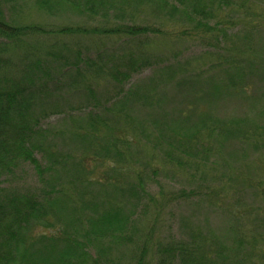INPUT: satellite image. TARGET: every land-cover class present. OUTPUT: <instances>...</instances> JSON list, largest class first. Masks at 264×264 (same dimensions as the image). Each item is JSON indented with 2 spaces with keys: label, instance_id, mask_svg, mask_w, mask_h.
<instances>
[{
  "label": "trees",
  "instance_id": "1",
  "mask_svg": "<svg viewBox=\"0 0 264 264\" xmlns=\"http://www.w3.org/2000/svg\"><path fill=\"white\" fill-rule=\"evenodd\" d=\"M35 12L50 18L31 20ZM68 12L98 24L51 20ZM226 15L232 16V26ZM239 26L264 32V0H0V264H112L108 250L133 240L128 225L138 217L136 209L151 210L146 203L151 198L148 176L155 181L160 172L154 161L171 158L191 180L202 166L214 167L217 153L210 144L217 125L205 123L202 130L186 132L169 114L140 120L134 112L153 108V94L139 85L127 86L146 67L154 68V90L175 81L184 84L178 80L181 67L170 65L181 64L184 53L165 59L149 51L155 43L183 42L192 34L198 39L212 32L218 51L210 66L228 64L229 48L243 39L249 48L250 33L244 31L249 36L243 39L229 33ZM234 58L232 63L240 64ZM214 85L211 92L221 93ZM74 98L78 102L65 110ZM83 110H89L84 117L79 115ZM53 115L63 116V128L80 144L79 150L60 144L58 131L45 123ZM202 117L203 122L210 114ZM220 130L228 128L224 124ZM139 145L150 158H134ZM26 165L41 188L2 187L11 185L9 180ZM228 179L259 188L257 202L264 198V179L248 176L246 168ZM223 189L201 203L226 210L237 222L245 212L253 214L252 206L231 205L238 191ZM129 195L131 210L123 204ZM195 195L183 188L171 201L192 203ZM163 196L159 192L158 200L154 197V210L163 209ZM244 241L233 243L229 252L215 234L172 237L167 245H158L155 264H237L242 253L239 259L233 256ZM256 241L264 244V238ZM255 250L263 247L257 244ZM137 253L133 264H150L146 246Z\"/></svg>",
  "mask_w": 264,
  "mask_h": 264
},
{
  "label": "rangeland",
  "instance_id": "2",
  "mask_svg": "<svg viewBox=\"0 0 264 264\" xmlns=\"http://www.w3.org/2000/svg\"><path fill=\"white\" fill-rule=\"evenodd\" d=\"M48 18L50 17L35 12L31 20ZM232 19L230 15L225 16L226 23L230 26L234 24ZM51 20L58 24L71 22L81 26L98 24L96 20V22H88L85 18L69 12L61 13L59 18ZM244 31L251 34L249 48L242 45L243 37L249 36ZM229 33L238 34L237 37L240 36L243 40L240 44L229 48L231 50L227 55L228 64L210 66L217 60L218 51V43L212 37V32L202 34L198 39L195 34H192L187 36L184 43L174 39L167 40L164 44H161L162 42L153 44L149 51L154 58L165 59L172 58L176 53H184L181 64H170L181 67L182 74L178 72V80L184 79V84H178L175 81L173 84L156 87L154 90L150 83L155 72L154 68L150 67L142 69L130 79L127 87L139 85L138 89H147L153 94L151 100L153 108L142 106V109H136L134 113H137L138 119L147 120L169 114L172 123L176 124L179 130H186V132L202 130L205 123L217 125L219 130L216 132L213 144L211 142L210 145L218 155L215 154L214 157L215 166L211 168L202 166L194 180L186 178V174L181 175L180 171L178 172V165L171 163L169 157L164 156L167 161L153 162L154 167L158 166L156 168H159L160 172L155 176V181L148 176V180H152L148 183L151 198L146 203L151 210L141 212L140 207L136 209L138 217H134L132 221H135L128 225L129 234L133 235V240L125 244H116L113 249L108 250L112 264H133L134 255H137L143 246L147 248L150 264H155L158 245H167L172 237L189 240L192 232L204 235L215 234L222 245H229V252L233 243L245 239L246 243L238 254L233 256L234 259H239L242 253L241 262L237 264H264V244L256 241L264 238V198L257 202L256 198L260 196L259 188L244 187L228 179L235 172L245 168L248 176L253 174L261 180L264 179V32L262 28L239 26L234 29L229 28ZM50 41L54 44L59 42L58 39ZM109 43L111 42H107ZM69 46L72 47V44ZM207 50L210 52L207 53ZM234 55L238 56L237 61L240 64L232 63L235 60ZM214 83L220 86L221 93L211 92ZM156 92L158 101L155 98ZM219 94H221L220 97H218ZM77 102L78 98H74L71 104H65L63 108L68 111L69 105L75 106ZM137 105L138 103L134 105V108L139 107ZM100 106L102 108L103 104ZM100 109L95 111L101 112ZM148 109L154 111L149 113ZM87 111L89 112V110H83L79 115L84 117ZM75 113L77 112L73 114ZM203 113H209L211 119L206 118L202 122ZM62 115H53L45 123H49L52 129L58 131V140L61 145L71 150H79L80 144L72 141L70 135L66 133L67 129L63 128L67 124L64 125ZM188 116H190L189 119ZM224 124L228 128L226 132L220 130ZM246 134L248 138L244 139ZM133 151L136 152L134 158L141 160L150 158L140 145ZM37 158L42 161L41 156L38 155ZM259 163L260 166H258ZM23 170L22 174L9 180L11 185L5 183L2 187L41 188L32 167L26 165ZM176 172L178 175L175 174ZM183 188L188 191L193 190L197 196L196 199L192 203L183 201L173 203L171 201L173 193ZM219 188H225L229 193L238 191L231 205L241 209L252 206L253 214L246 215L245 212L237 222L236 217L226 210L201 203L202 199H205L204 196L213 197ZM223 191L225 192L224 189ZM159 192L164 193L165 200L161 211H157V208L154 210L156 202L153 199L155 197L158 200L156 196ZM122 198L119 197V200ZM219 200L221 201L222 198L219 197ZM123 204L129 208L128 210L134 207V201L130 195L124 197ZM252 242H255V246ZM257 244L263 247V250L253 251Z\"/></svg>",
  "mask_w": 264,
  "mask_h": 264
}]
</instances>
